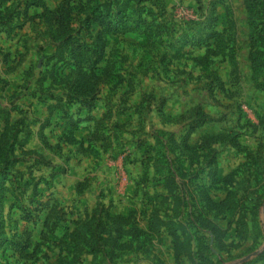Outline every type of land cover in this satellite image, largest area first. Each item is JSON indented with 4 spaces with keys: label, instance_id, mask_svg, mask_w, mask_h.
<instances>
[{
    "label": "rangeland",
    "instance_id": "374dc122",
    "mask_svg": "<svg viewBox=\"0 0 264 264\" xmlns=\"http://www.w3.org/2000/svg\"><path fill=\"white\" fill-rule=\"evenodd\" d=\"M256 1L261 3L259 7H262V13L251 16L245 0H152L157 5H153L156 13H160L157 7H163L160 21L161 36L164 40L147 43L146 37L138 33L107 36L106 58L110 56L116 59L118 70L122 75L129 74L128 77L125 75L127 81L134 78V90L136 89L133 95H129L128 102L134 105H129L134 119L122 124L123 127L126 125L124 128L129 129L130 136L132 134L134 138L123 135V132L110 134L113 143L111 150L117 148L118 155L129 152L127 156L137 158L140 149L147 167L146 170L144 166L138 168L140 172L138 171L136 176L139 177L140 183L134 178L136 188L132 191L126 189L129 179L123 168L117 169V190L113 192L112 188L107 187L105 201L111 203L112 197L114 209L128 207L131 211L145 208L152 200L161 201V214L171 225L175 220L181 228L180 233L184 231L188 236L191 234V237L182 236L186 240L189 238L186 243L191 247L189 252L176 257L173 238L165 227L159 235H153L149 239L141 237L130 247L123 246L116 250L114 259L107 257L106 252L107 256L98 258L100 262L264 264V260L253 263L258 254L264 251V91L253 81L250 58L251 38L255 32V26H251L250 21L264 19V0ZM59 2L60 0H49L48 4L50 7H57ZM147 5L150 6L151 2H147ZM211 18H215L216 22L209 27L206 21ZM262 23L264 24V20ZM40 24L32 25L30 29L34 33L37 31V37L38 31H41V37H46V27ZM212 31H216L222 41L221 55H211L203 60L208 51L205 43L195 49L184 47L177 52L184 41L180 37L186 36V39H189L199 35L207 38ZM214 42L213 38L207 42L211 44L210 48L215 47ZM170 43L174 45L170 46ZM39 63L40 60L38 62L37 59L33 68L36 69ZM107 86L112 85H104L102 91ZM126 92L133 91L129 88ZM113 96L111 101L118 106L120 102L114 100L119 98L118 92ZM197 109L205 112L210 121L190 133V145L195 148L201 136L205 134L226 133L230 136L223 143L198 149L197 155L195 151H178V156L172 155L169 151V134L173 133L179 138L184 136ZM142 132L156 139L157 145L153 150H147L146 146H137V142L142 140L137 137ZM40 137L50 150L62 149L57 133ZM132 139L136 145L132 147L127 142L125 144L126 140L131 142ZM63 150L65 153L62 152L61 155L58 152L56 157L61 158L68 154V148ZM190 154L194 155L193 158L190 156L191 159L188 157ZM210 159L215 160L220 183H213L208 175L207 164ZM138 160L141 161L140 155ZM25 163V160L20 161L18 166L14 167L13 179L0 189V264H59L60 261L66 264L73 256L71 252L67 254V243L60 242L63 241L60 240L62 236L57 238L48 234L50 226L54 223L61 235L68 222L62 224V221L57 220L60 214L59 204L53 203L55 199L52 195L45 196L41 187L46 180V167L39 166L38 157L33 162V165L37 163L36 171L29 167L28 170L25 169ZM94 163L90 166L91 170L87 172L82 185L91 182L94 187L97 185L98 176L94 169H101L106 161L99 160ZM64 168L66 169L65 166ZM49 171L51 172L48 176H54L56 170ZM167 177L175 179L177 184L172 193H169L165 186ZM147 190L148 192H145ZM204 192L216 201L227 198L229 193L233 194L230 197L233 201L230 204L232 209L222 214L214 211L207 213L220 227L228 229L224 245L213 243L211 240L209 242L208 230L198 220V215L205 212ZM143 199L146 201L143 202ZM240 211L248 223L247 232L241 231V226L237 227L236 232V217ZM26 213H30L32 217L27 219ZM190 219L194 222L193 226H190L192 221L188 222ZM132 220L137 226L144 228L145 219L140 217L139 220ZM256 225L261 230L258 239L255 236L258 231ZM196 230H206V239L202 242L209 245L205 256L208 261L201 260L202 242L200 243L199 237L192 238V233ZM17 242L28 244V249L20 253ZM122 244L127 245L125 242ZM254 253L257 254L240 263L242 259ZM90 259L84 257L81 264H89Z\"/></svg>",
    "mask_w": 264,
    "mask_h": 264
},
{
    "label": "trees",
    "instance_id": "16d2710c",
    "mask_svg": "<svg viewBox=\"0 0 264 264\" xmlns=\"http://www.w3.org/2000/svg\"><path fill=\"white\" fill-rule=\"evenodd\" d=\"M245 1L251 12V16L262 13V7H259L261 3H258L256 0ZM147 2H151V5H147ZM153 5L157 6L152 0H60L57 7L50 8L46 0H0V19L2 21L0 23V32H5L7 36L17 35V32L28 21L36 18V16L33 17L29 14L30 8H42L40 18L46 26L45 35L46 37H50L56 44V51L51 55L46 53L42 55L43 66L46 67V71L41 73L37 84H40V88L43 91L54 87L68 91V97L62 95L52 97L56 103L50 105L51 109L56 108L61 110L62 118L64 119V122L58 125L62 130L59 137L60 144L79 143L74 137V130L83 120L93 119L91 112H93L96 100L99 99L104 85H112L117 89L121 85L128 83L130 90H134L133 78L127 81L126 76L122 75L120 70H118L116 59H112L110 56L106 58V39L111 34L122 36L128 33H138L146 37L147 43L148 41L149 43H154L164 40L163 36H161L162 22L160 21L163 7H157L160 9V13L158 14L153 10ZM214 13L215 11L213 10L212 16H214ZM263 20L261 18L257 22L250 21V25L255 26V32L251 38L250 58L253 81L258 88L264 91ZM206 22L207 26L212 27L216 20L215 18H211ZM196 24L199 23L196 22ZM212 32L207 35V38L200 37L199 35L189 39H186V36L180 37L184 41H182L177 52L184 47L195 49L205 43L208 46V51L203 60L209 58L211 55H221L220 48L222 41L216 31ZM212 38L215 39L213 43L214 48H210L211 44L207 43ZM169 45L173 46L174 44L170 43ZM48 79L50 80V85L44 87V83ZM131 94L132 92L124 93V97L119 101L118 106H115V103L111 99H107L105 103L106 112L102 120H111L115 109H120L116 110L117 112H126L128 108L126 97ZM84 110L87 113L86 116H82ZM193 116V121L189 124L187 133L184 136L179 138L173 135V133L169 134V151L172 155L178 156V151L193 153L198 149L210 148L214 144L225 142L227 137L230 136L226 133L205 134L201 136L199 143L194 148L188 143L190 133L209 122L210 119L201 109H197ZM19 122L22 125L21 128L17 129L16 126H13L0 136V189L4 188L6 182L13 179L12 170L19 161V157L14 154L15 148L20 146L22 153H27L22 148V142L18 140V134L24 128V121L20 120ZM96 128V132L89 138V145H92L96 141L98 142L100 139L106 141L110 137L103 132L105 126L102 123L97 124ZM137 146H146L147 150H153L154 148L144 140L138 141ZM190 156L193 158L194 155H188L189 158ZM207 165L209 166L208 175L211 176L213 183H220L215 160L210 159ZM164 182L169 193H172L174 187L177 185L175 179L167 177ZM203 196L205 212L198 215V220L208 230L207 232L210 235L209 242L211 240L213 243L224 245L228 229L220 227L208 217L207 213L214 211L222 214L232 209L230 204L233 201L230 197L233 194L229 193V196L221 201L214 200L205 192ZM1 198L2 196H0V202ZM148 198L152 199L150 195H148ZM159 203L161 201L152 200L151 202L153 209L148 221V230H143L137 226L131 217H124L122 215L111 216L108 212H105V209H101L102 214L100 216H94L82 223L81 226L66 234L62 238L63 241H60L61 243H67V254L68 252L73 254L66 264H81L85 254L93 256L92 264H97L98 258L106 255V252L108 253L107 257L114 259L116 257L115 252L117 253L116 250L123 246L130 247L133 242L138 241L141 237L149 239L153 235H159L163 233L165 227L173 238L174 252L178 255L176 257L179 258L182 253L189 252L191 246L186 243L189 238L186 240L182 237L188 235L184 231L180 233L179 229L181 228L179 224L175 223V220H173L171 225L170 221H167L160 214L159 206H157ZM26 214L25 217L27 219L32 217L30 213ZM236 218V232H238V226H241V231L247 232L249 226L245 220V215L240 211ZM190 221L192 219L188 222ZM193 225L194 222L192 221L190 226ZM186 228L188 229L189 226L187 225ZM258 228L255 235L256 239L259 238L261 233L260 228ZM55 229L56 224L53 223L49 228V232H53ZM204 232L206 230H196L192 233V238L199 237L201 243L203 239H206ZM188 237H191V234ZM123 242L127 245L122 244ZM16 245L20 253L28 249V244L17 242ZM184 248L186 249L184 250ZM206 250L208 252L209 245H204L202 242L200 250L202 261L209 260L205 257L207 256ZM262 260H264V251L258 254L253 263H258ZM59 264L65 263L60 261ZM244 264L249 263L246 262Z\"/></svg>",
    "mask_w": 264,
    "mask_h": 264
},
{
    "label": "crops",
    "instance_id": "0c3cea01",
    "mask_svg": "<svg viewBox=\"0 0 264 264\" xmlns=\"http://www.w3.org/2000/svg\"><path fill=\"white\" fill-rule=\"evenodd\" d=\"M46 1L48 4L49 0ZM41 13L42 8H30L29 14L33 17L36 16V18L28 21L15 36H7L5 32H0V136L13 126H16L17 129L21 128L22 125L19 121H24V128L18 134V140L22 142V148L27 153H22L20 146L15 148L14 154L19 157V161L15 167L18 166L20 161L25 160V169L29 167L36 171L35 167L37 163L33 165V162L37 157L40 159L39 166L46 167V171H44L46 180L41 184L45 196L52 195L53 199H55L53 203L59 204L60 214L57 220L59 222L62 221V224L65 221L68 222L65 229L62 230L61 235H59V228L57 227L53 232H48V234L54 235L57 238H60L58 236H62L60 239L62 240L66 234L81 226L82 223L90 220L94 216H100L102 214L101 209H105V212H108L111 216L122 215L124 217H131V219L137 218V220L142 217L146 220V223L144 224V228H140L148 230V221L153 209L151 203L141 210L136 209L137 211H131L128 207L114 209L115 203L112 197H110L111 203L105 201L107 187L112 188L113 192L117 190V169L123 168V171L130 181L127 182V190L132 191L136 188L134 178L138 184L140 183L139 177L136 176L139 171L138 168L140 166L143 168L144 166L146 170L147 167V163L141 157L142 150H138L141 160L139 161V155L137 158H133V156H127L129 152L124 155H118L117 148L111 150L113 143L110 137L106 141L100 139L98 142L96 141L92 145H89V138L96 132L95 129H97L96 127L99 123L105 126L103 132L106 135L110 136V134L123 132V135L130 136L129 129L124 128L126 125L124 127L122 126L125 122L134 119V114L130 111V108L134 105L128 103L130 96L126 97L127 106L129 107L126 112H117L115 109L111 120H102L106 112V100L113 98V94L118 92L119 98L114 100L121 101L124 97L123 94L129 90L126 83L117 89L113 86H107L103 89L99 99L96 100L93 112H91L93 119L83 120L74 130V137L79 143L69 145L61 144V150H50L41 141L40 136L43 135L48 136V134L54 135L55 133H57V136L61 135L62 130L57 125L64 122L62 112L56 108L51 109L50 105L56 103L52 97L57 95L68 97V91L66 89L54 87L43 91L40 88V84H37L41 73L46 71V67L43 66L44 61L42 60L41 62L42 55L44 53L51 55L56 51V44L50 37H41V31H38L37 37V31L34 33L30 29L32 25L40 23L41 26H45L40 18ZM37 59L38 62L40 60V63L34 69L33 65ZM125 75L127 77L129 76L128 73ZM49 85L50 80L48 79L44 83V87H48ZM138 91L139 89H137ZM134 92H136V89L133 90L132 95ZM134 104L136 105V103ZM86 114L84 110L82 116H86ZM130 137L134 138L132 134ZM137 138H142V140L151 144L154 148L157 145L156 139L147 135L146 132H142ZM126 142L129 146L132 145V147L136 145L133 139L131 142L126 140L125 144ZM67 148L68 154L65 157L64 155L61 158L56 157L58 152L62 155V152L65 153L63 149ZM99 160L106 161V163H104L101 169L99 167H95L94 169V172L98 176L96 179L97 185L94 187L92 182L82 185L87 172L91 170L90 166L95 164L94 161ZM60 168L64 169L62 170ZM49 170H56V175L48 176L51 172ZM145 192H148V190ZM144 201L146 200L143 199ZM86 256L91 258L89 264H92L93 256L85 254L83 258ZM97 264L106 263L98 261Z\"/></svg>",
    "mask_w": 264,
    "mask_h": 264
},
{
    "label": "water",
    "instance_id": "95a60500",
    "mask_svg": "<svg viewBox=\"0 0 264 264\" xmlns=\"http://www.w3.org/2000/svg\"><path fill=\"white\" fill-rule=\"evenodd\" d=\"M256 254H257V253H254L253 255H250V256H248V257L242 259V260L240 261V263H244V262H246L247 260H249L252 256H255Z\"/></svg>",
    "mask_w": 264,
    "mask_h": 264
}]
</instances>
